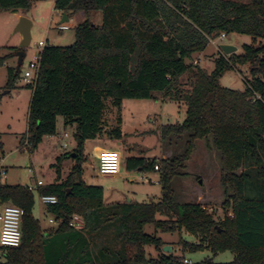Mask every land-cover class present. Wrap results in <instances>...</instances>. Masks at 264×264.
I'll list each match as a JSON object with an SVG mask.
<instances>
[{
  "label": "trees",
  "instance_id": "obj_1",
  "mask_svg": "<svg viewBox=\"0 0 264 264\" xmlns=\"http://www.w3.org/2000/svg\"><path fill=\"white\" fill-rule=\"evenodd\" d=\"M31 2L0 0V14H23ZM54 10L68 19L83 13L84 19L75 27L72 45L41 49L37 76L26 86L32 93L22 141L36 150L45 136L56 134L61 117L65 127H75V147L51 165L55 182L38 189L39 195L57 198L46 209L58 224L55 229L42 230L33 217L27 187L0 184V206L10 203L24 212L21 243L0 248V264H183L184 252L201 249L230 252L232 261L224 264H264V0H56ZM98 13L100 24L93 21ZM231 34L247 35L251 44H244L240 54L213 58L211 71L189 63L211 41ZM241 67L247 69L244 90L220 85L226 71L241 74ZM7 72L0 105L2 90L9 92L20 70ZM184 75L186 90L179 82ZM157 94L185 107L181 123L159 130L162 144L185 139L184 149L166 159L127 157L124 165L130 172L158 173L161 198L105 204L103 189L82 181L86 142L124 141L123 101L156 99ZM108 104L119 113L113 126L104 120ZM208 138L219 154L224 206L230 209L219 222L199 204H177L172 188L195 141ZM69 157L73 166L60 182L62 162ZM73 215L83 219V232L68 226ZM147 225L161 233L183 230L197 243L181 241V256L164 253L162 239L144 232ZM108 230L113 238L107 242L102 237ZM145 247H154L158 256L147 257Z\"/></svg>",
  "mask_w": 264,
  "mask_h": 264
},
{
  "label": "rangeland",
  "instance_id": "obj_2",
  "mask_svg": "<svg viewBox=\"0 0 264 264\" xmlns=\"http://www.w3.org/2000/svg\"><path fill=\"white\" fill-rule=\"evenodd\" d=\"M55 1L32 0L30 8L23 13L24 17L32 23L30 44L25 50L26 57L23 60L18 77L9 92L2 96L0 108V134L3 145L0 158H3L2 165L7 171V184L30 186L36 180L42 181L44 185L54 182L56 172L51 165L55 163L56 157L61 153L63 155L71 151L69 142L72 139L63 138L64 132H67L72 137V134H70L71 129L68 127L64 129L63 125H59L58 133L55 135L45 136L36 150L29 151L28 146L21 149L26 141H22V138L27 130V113L32 93L31 89L26 87L27 84L31 83L23 81V73L28 69V64L34 62L41 51V48L38 47L39 42H43L47 46L66 47L72 45L75 41V27L80 21L77 17H71L67 22H63L69 26V29L58 31L56 26L61 24V17L54 10ZM231 1L248 3L251 0ZM19 18L9 12L0 14V60L3 62L0 63V88L2 89L8 81L7 69L15 68L16 66L14 57L16 51L9 48H18L19 46L18 35L14 33V28ZM93 21L100 24L102 21L101 14L94 15ZM222 44L236 47L235 53L240 54L244 44H251V38L247 35L233 34L223 39L216 38L209 43L202 54L195 55L189 63L192 65L197 64L211 71L214 68L213 58L222 54L219 48ZM238 70L241 74L236 70L226 71L219 79L220 85L233 90H244L243 77L247 76V69L246 67H241ZM179 82L181 87H183L182 89L186 90L188 88V75L182 76ZM3 91L6 92V90ZM156 99L158 103H155L154 99H126L123 101L120 112L123 121L121 129L126 137L121 142V148L122 152H125L122 154H111L118 157L117 159L120 162L123 161L122 159L125 155L130 157L148 156L159 158L162 151L168 157L183 151L185 139L166 147V145L161 143L159 127L160 124L181 123L185 118V107L182 103L169 101L163 94H157ZM118 114L117 109L111 106L108 108L104 118L107 126H113L116 123L115 120ZM58 118L59 121L62 120L61 117ZM63 143H66L64 149L62 148ZM110 144L117 145L114 141L110 143L109 141L98 139L95 142L92 141L88 148L92 154L94 152L93 148H97L103 155H107L106 152L109 150ZM96 158L97 156L90 157L92 163L84 164L82 181L86 185L101 187L105 203L127 202L130 199L138 203L157 202L159 200L161 188L157 181L158 174L156 172H130L124 167L120 171V176H101L98 171L99 165L96 162ZM219 159V154L215 150L211 138L196 140L194 151L186 163V167L181 172L182 175L175 177L172 181L174 199L177 204H199L206 208L209 213H212L216 222H219L226 214L230 213V209L224 206L227 195L224 193V188L220 182L221 163ZM71 164L72 161L65 160L62 166L64 177L68 174V166ZM237 173H240V170ZM145 179L148 180L147 183L144 181ZM32 194L34 201L32 215L39 221L41 227L48 226L49 228L51 226L48 223L50 217L47 216V212L40 202L38 191L33 190ZM158 218L164 219L161 216ZM144 232L161 238L165 244L164 246H170L171 252L179 256L182 255L181 241L190 244L197 243V240L183 230L174 233H161L151 225H147L144 227ZM112 238V230L103 233L102 239L104 241L108 242ZM145 253L149 258L158 256V252L154 247H145ZM183 258L189 260L191 264H203L205 260L212 261L215 264H224L232 261L230 252L214 254L208 249L193 252L186 251L183 254ZM0 261H3L1 249Z\"/></svg>",
  "mask_w": 264,
  "mask_h": 264
},
{
  "label": "built area",
  "instance_id": "obj_3",
  "mask_svg": "<svg viewBox=\"0 0 264 264\" xmlns=\"http://www.w3.org/2000/svg\"><path fill=\"white\" fill-rule=\"evenodd\" d=\"M58 31H65L69 29L67 24L61 23L56 26ZM224 38V35L219 37ZM45 44L43 42L38 43L39 48H43ZM40 52L36 56L34 62L28 64V69L23 73V81L28 83L35 80L39 69ZM28 146V142L25 141L24 147ZM98 171L101 176H116L120 171V162L115 157L102 158L98 164ZM155 170L158 167L155 166ZM6 178V171L0 165V184L4 182ZM147 182V180H145ZM43 186L42 181H37L34 186L27 187L28 191L32 192L37 188ZM41 204L47 208L49 205L57 203V198L52 195H39ZM23 210L17 206L6 204L0 206V248H16L21 243V224L23 217ZM50 222L55 223L53 219ZM68 226L76 231L83 232L85 230V224L83 219L78 215H73L68 223ZM183 264H191L189 260H183Z\"/></svg>",
  "mask_w": 264,
  "mask_h": 264
},
{
  "label": "crops",
  "instance_id": "obj_4",
  "mask_svg": "<svg viewBox=\"0 0 264 264\" xmlns=\"http://www.w3.org/2000/svg\"><path fill=\"white\" fill-rule=\"evenodd\" d=\"M10 13V12H9ZM59 14V16L61 17V23H63V22H67V21H65V19H63V17H62V14L63 13H58ZM13 15H15V17L16 18H19L20 16H24L22 13H20V12H18V13H13ZM74 17H77V18H79L80 19V21L79 22H81L82 21V18L84 17V15H83V13H78L77 15H75ZM66 18H67V16H66ZM67 20H68V18H67ZM32 28V27H31ZM18 35V41H21V36L19 35V34H17ZM14 46H16V45H14ZM13 46V47H14ZM1 63H3V62H1ZM2 100V99H1ZM155 100V103H158V100L157 99H154ZM0 108H1V105H0ZM59 125H63V127H64V129L66 128L65 126H64V121H63V119L61 120V121H59V118H57V123H56V133H58V127H59ZM163 124H160V127L162 126ZM68 128H70L71 129V133L70 134H72V136H73V133H74V129H75V127H74V125H72V126H67ZM122 127H123V124H122ZM160 127H159V130H160ZM63 138L64 139H72V141H70L69 142V145H70V148H71V151H70V153H72V151H73V149H74V147H75V142H74V140H73V137H71V135H69L67 132H64L63 133ZM98 140V139H97ZM101 140V139H100ZM92 141H94L95 142V140H92ZM92 141H87L86 142V153H87V155H88V160H87V162L86 163H92V161H90V157H94V156H97V158H96V162H97V164H99V161H100V159H102V158H107V157H115V158H118V157H116V156H112L111 154H116V153H119V154H122L123 152H125V151H123L122 152V144L121 143H118V142H115L117 145L115 146L114 144H110V146L108 147V151L106 152V154L107 155H103V153H101L97 148H93L94 149V152H93V154L89 151V146H90V143H92ZM110 143L112 142V141H109ZM21 145V144H20ZM68 145V144H67ZM22 146V145H21ZM65 146H66V143H63L62 144V148L64 149L65 148ZM162 146V145H161ZM21 149H24V146H22L21 147ZM2 154H3V152H2ZM62 154V153H61ZM60 154V155H61ZM59 155V156H60ZM58 157V156H57ZM127 157H130V156H128V155H125V157L122 159L123 161L122 162H120V160H119V162H120V171H121V169L122 168H124L125 167V165H124V160H125V158H127ZM143 157H145V158H152V157H148V156H143ZM168 156H166V154L164 155V151H162L161 153H160V157L158 158V159H166ZM170 157V156H169ZM168 157V158H169ZM67 161H72V159H71V157H69L68 159H67ZM2 163H3V158H0V165L3 167V165H2ZM65 163V160L62 162V165H61V179H60V182L61 181H63L67 176H68V174H69V172H70V170H71V167L73 166V161H72V164L70 165V166H68L69 167V172H68V174L66 175V177H64L63 176V173H62V166H63V164ZM85 163V164H86ZM84 166V165H83ZM4 168V167H3ZM5 169V168H4ZM82 169H83V167H82ZM5 171H6V169H5ZM120 171H119V174L118 175H116V176H120ZM158 174V173H157ZM6 175H7V171H6ZM55 180H56V178H55ZM55 180H54V182H55ZM145 180H147V179H145ZM144 180V181H145ZM39 181V180H38ZM157 181H158V183H159V175H158V179H157ZM4 182L5 183H7L6 182V178H5V180H4ZM37 182V180L35 181V183ZM147 182H148V180H147ZM146 182V183H147ZM35 183H33L32 185H30V186H34L35 185ZM51 183H53V182H51ZM151 183V182H150ZM9 185H12V184H9ZM44 185V184H43ZM159 186H160V188H161V185L159 184ZM25 187H29L28 185L27 186H25ZM40 188V187H39ZM39 188H37L36 190L38 191V189ZM32 193V192H31ZM39 194V193H38ZM161 195H162V192H161ZM161 195H160V197L158 198V199H160L161 198ZM131 201V199L130 200H128L127 202H130ZM120 202H123V201H119V202H111V203H105V204H114V203H120ZM44 207V206H43ZM45 208V207H44ZM47 208H45V210H46ZM46 212H47V210H46ZM47 216L48 217H50L49 219H48V223H49V225H51V226H49V228H48V226L47 227H41L42 228V230H44V231H48V230H51V229H55L57 226H58V224L56 223H52V222H50V220H54L55 221V219H54V217L51 215V214H49L48 212H47ZM41 226V225H40Z\"/></svg>",
  "mask_w": 264,
  "mask_h": 264
},
{
  "label": "water",
  "instance_id": "obj_5",
  "mask_svg": "<svg viewBox=\"0 0 264 264\" xmlns=\"http://www.w3.org/2000/svg\"><path fill=\"white\" fill-rule=\"evenodd\" d=\"M63 19L65 21H68L66 18V14H62ZM32 27V23L29 19H27L24 16H21L19 18V21L17 25L14 28V33H17L21 36V41L18 46V50L15 52L14 57L16 59V66H15V73H17L23 64V60L26 57V48H28L30 44V30ZM222 54L224 55H230L232 53H235L236 47L229 45V44H222L219 46ZM7 92H3L2 96L6 94ZM72 157L75 156L74 154L71 155ZM164 253H171V247L170 246H164L162 248Z\"/></svg>",
  "mask_w": 264,
  "mask_h": 264
}]
</instances>
